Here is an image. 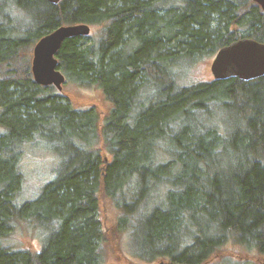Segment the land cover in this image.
<instances>
[{"label":"trees","instance_id":"16d2710c","mask_svg":"<svg viewBox=\"0 0 264 264\" xmlns=\"http://www.w3.org/2000/svg\"><path fill=\"white\" fill-rule=\"evenodd\" d=\"M77 23L90 33L65 38L55 57L66 82L110 102L102 121L37 84L22 55ZM243 37L264 43L253 0H0V264H103L98 194L150 262L201 264L230 239L264 253V76L182 85L178 74ZM217 107L237 114L227 133L211 119ZM35 144L59 161L23 199L22 157ZM21 224L41 234L40 249L11 243Z\"/></svg>","mask_w":264,"mask_h":264},{"label":"rangeland","instance_id":"374dc122","mask_svg":"<svg viewBox=\"0 0 264 264\" xmlns=\"http://www.w3.org/2000/svg\"><path fill=\"white\" fill-rule=\"evenodd\" d=\"M13 14L23 15V13L17 10H15ZM91 29L92 36L97 37L99 27L93 26ZM33 46L34 44L31 47H27L22 55L31 57ZM212 58L211 56L191 64H183L178 70L179 83L182 85H189L201 81L212 80L213 75L210 70ZM59 93L67 100L73 109L94 108L99 115L100 121L103 120L111 107L110 102L104 98L101 91L95 86L85 87L79 86L73 82H65L62 84V89ZM153 93V89L149 87L146 94L152 95ZM212 113L211 119H213L215 123L219 125V129L221 131L224 130L225 133L237 124V114L229 108L217 107L212 110ZM208 117L209 116L204 115L203 119L208 121ZM98 130L96 148L99 150L101 159L103 161H105L104 159L108 161L111 159V155L107 152V144L100 133V129ZM26 148L21 163V169L24 172V185L21 193L17 195H21L23 199L33 196L34 193L39 190V186L41 187L43 182L47 181L54 173V167H56L57 161H59L58 156L52 152L46 144H35L28 147L26 146ZM230 154L231 153L226 156H230ZM221 156L222 154L219 155V157ZM160 194L158 195L159 197L161 196ZM101 195L102 194H98L97 197L100 211L99 217L104 228V239L101 243L105 257L103 264H158L161 262L159 259L150 262L131 251V249L142 250L141 248H135L137 245L131 240L130 232L118 230L116 225L118 221L117 216L122 213V210L116 207L113 200L106 195ZM146 204L150 207L152 202ZM17 227L18 228L14 230L10 236L11 243L15 247L31 251L40 249L42 237L34 227L22 224ZM134 238L136 239V237ZM237 260L264 264V253L259 252L255 248L249 249L237 245L230 239L220 249L214 250L208 257V260L201 264H243ZM163 261L167 264V260Z\"/></svg>","mask_w":264,"mask_h":264},{"label":"water","instance_id":"95a60500","mask_svg":"<svg viewBox=\"0 0 264 264\" xmlns=\"http://www.w3.org/2000/svg\"><path fill=\"white\" fill-rule=\"evenodd\" d=\"M57 4L60 0H49ZM264 11V0H253ZM90 26L85 23L60 25L41 36L33 47L31 70L39 85H54L62 89L65 76L58 67L55 54L65 38L88 35ZM210 70L215 80L238 78L250 81L264 76V43L243 37L220 47L215 53Z\"/></svg>","mask_w":264,"mask_h":264},{"label":"flooded vegetation","instance_id":"af4514ba","mask_svg":"<svg viewBox=\"0 0 264 264\" xmlns=\"http://www.w3.org/2000/svg\"><path fill=\"white\" fill-rule=\"evenodd\" d=\"M45 35V34H44ZM36 43V42H35ZM34 43V44H35ZM34 47V46H33ZM33 51V50H32ZM33 55V54H32ZM56 58V57H55ZM31 60H32V56H31ZM30 69H31V61H30ZM31 73H32V70H31ZM32 76H33V74H32ZM65 82H66V80H65ZM43 86H51V87H54L58 92L59 91H61V89L59 90V89H57L54 85H52V84H50V85H43ZM61 95V94H60ZM62 96V95H61ZM105 161H106V159H104Z\"/></svg>","mask_w":264,"mask_h":264}]
</instances>
